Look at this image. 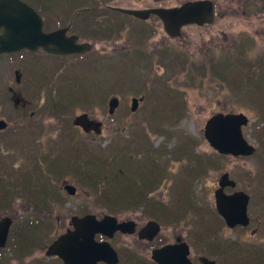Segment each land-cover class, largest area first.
Masks as SVG:
<instances>
[{"label":"trees","instance_id":"obj_1","mask_svg":"<svg viewBox=\"0 0 264 264\" xmlns=\"http://www.w3.org/2000/svg\"><path fill=\"white\" fill-rule=\"evenodd\" d=\"M25 1L42 15L45 29L68 26L69 31L76 33L80 39L112 40L123 35L124 31H128L127 19H134L128 14L113 9L111 3L114 0ZM138 22L143 25L141 20ZM133 29L138 31L136 26H132L131 30ZM143 39L142 36L139 37V41ZM241 46L245 45L240 43L234 52L229 53L232 54L229 58L224 57L228 61L222 60L221 55H219L221 58L211 55L201 63H192L175 50L168 56L166 64L173 71L172 79L175 84H178L175 75L178 77L180 70L186 65L192 77L189 81L185 79L183 83H200L207 71V75L211 74L223 79L233 91L253 102L259 114L254 126V135L260 139L263 146L260 166L264 173V50L254 56L243 55ZM34 53L22 50L0 54V57L8 56L11 63L17 64L24 54L30 57ZM89 53H85L84 56ZM82 55L51 54L53 60L46 70L42 72L35 69L28 70L31 74L30 79L24 77L22 69L13 66V76L6 84L5 100L7 101L1 103L3 100H0V107L5 106L6 110H3L9 122V126L0 131V135L3 134L0 138L4 140L5 134H9V131L16 132L15 136H18L12 137L9 134V141L17 142L20 136L23 137L21 145L14 147L15 153L9 152L13 151V147L4 153V149L0 146V211L13 206L19 196H25L27 202L24 205L27 213L15 215L16 219L8 241V249L18 260L30 252V246H39L47 241L50 212L53 210L52 201L62 199L58 188L62 179H69L93 193L95 200L108 204L113 211L117 208L110 203L120 204L141 200L143 195L147 194L144 187L153 185L160 173V166L154 163L156 154L160 152H152L153 143L151 139L148 140L147 133L139 135L137 128L133 131L132 137L123 139L119 136L102 147L90 139L77 141L75 136H84V134L73 126L70 118L75 114V104H90L97 98L105 102L109 92L105 93L103 88L106 86L108 89L116 84L120 86L127 75L132 74L141 57L145 56L146 64H149L148 55L143 51L138 52L137 56L133 57V61L132 58L121 56L118 58L114 54L98 55L88 61L86 59L82 61L79 59ZM17 57L19 58L15 61ZM58 59L70 62H54ZM150 60L152 62V59ZM28 61H24L23 68L34 64L32 57L30 60L28 58ZM224 68L228 70L225 75ZM117 78L119 81H116ZM168 80L158 82L166 92L172 89L177 94L178 88L170 85ZM28 90H31V94ZM36 92L40 97L46 96L43 104L36 101L34 95ZM177 105L171 102V107L177 109L173 112L175 119L183 113L178 111ZM31 110H35L33 115L30 114ZM155 112L150 115L154 117L159 113V111ZM49 116L56 121L62 120L63 128L58 131L60 135L58 140L47 146L45 141L41 140V133L43 134L46 129L43 120ZM133 123L138 124V127L145 125L142 122L133 121ZM167 134L170 133L167 131ZM4 145L7 146V142ZM163 146L165 149L163 152L171 153L173 157L184 159L186 156L192 159L194 156L198 163L196 167L198 169L192 166L194 165L192 162L189 166L184 165V168L189 170L184 172L181 170L179 175L183 191L177 190L175 193L181 196L178 201L183 203L181 209L185 210V205L192 203L191 196L196 194V191L190 193L193 180L207 169L203 167L210 161L209 157L195 154L193 148L196 145L186 135L181 136L180 142L173 148H166V143ZM215 155L217 157L214 159V167L217 168L218 157L222 155ZM17 158L21 159V164L18 166ZM193 168L195 171H191ZM126 208L128 209V206ZM34 263L46 264V261L42 259ZM6 264H11V257H8Z\"/></svg>","mask_w":264,"mask_h":264},{"label":"rangeland","instance_id":"obj_2","mask_svg":"<svg viewBox=\"0 0 264 264\" xmlns=\"http://www.w3.org/2000/svg\"><path fill=\"white\" fill-rule=\"evenodd\" d=\"M179 1L181 2V0H114L111 4L124 8H147L152 6H170L179 3ZM214 1L216 3V17L214 22L202 25H184L182 27V34L179 36L173 37L168 35L162 27L160 18L157 15L152 14L148 19L141 20L143 25L138 22L140 21L138 19H127V27H129V29L128 31L126 30V32L124 31L123 35L120 37H116L112 40H90L93 41L92 49L89 55L84 56L83 54L81 56L82 58H79L82 59V61L85 59L88 61L91 57H97L98 55L112 54L118 58L119 56L129 58L135 57L138 52L143 51L148 55L149 64H146L145 56L141 57V60H138L136 63L137 65L132 71V74L127 75L120 86L116 84L108 89L105 86L103 90L105 93L109 92L105 102L100 98H97L90 104H75V114L86 111L91 117L102 120L103 122L101 133L98 136H95L94 139H91V135L88 137L86 134H84V136L76 135L75 137L77 141H89V139L94 140L96 144L103 147L107 146L111 140H114V138L119 136L123 139L132 137L133 131L138 128L139 135H146L147 133V136H149L148 140L150 141L151 139L153 143L151 145L154 149L152 152H160L159 154H156L154 163L160 166L163 175L167 176V178H174L171 181V184L176 181L177 186L175 191H183V186L179 181L181 170L183 172L184 170L188 171L189 169L184 168V165L189 166L191 162L194 164L192 166L196 168L198 163L194 156H192V159H188L186 156L182 159L173 157L171 153L163 152L165 150L163 144L166 143V148H173L174 145L180 142L181 136L186 135L196 145V148H193L195 149V154L200 157L206 155L215 159L217 157L215 154L217 153L203 136L202 129L206 119L217 111L244 112L251 119L250 123L244 126V133L245 135H248L251 142L256 144V153L250 156H220L217 161L219 167H214L213 170L208 172V175L212 174V177L217 179L219 173L222 170L227 169L230 171L232 177L237 180L238 187L251 194V200L248 204L251 223L246 229L248 247H250L253 246L251 244L257 243L255 242V239L263 237L259 232L253 238L249 231L258 218H264L260 213L262 209H264V189L259 190L257 188L258 186H263L264 188V173L260 166L263 146L259 141L260 139L254 135V126L259 114L252 101H249L238 92L233 91L223 79L222 81L221 78L212 76L211 74L207 75V71L205 70V78L200 83H183L182 81L185 79L189 81L192 77L190 76V70H186L185 65L180 70L178 77L175 75L178 82V84H175L172 79L173 71H171L168 64H166L168 56L172 55L175 50L179 55L182 54V57L192 63H201L207 60L211 55L222 56V52H225V49H228L229 52H234L237 49V45L240 43L245 45L241 46L243 49V55L249 54V56H254L263 52L264 0ZM132 26H136L138 31L135 29L131 30ZM151 28L156 29V31H152ZM140 36L144 38L141 41H139ZM231 55L232 54H228L222 58L219 57L222 60L228 61V59L224 57L229 58ZM26 56L27 55L24 54L22 59H20V62L17 64L11 63L8 56L0 57V100H3L1 103L7 101L5 100V94L7 93L6 84L8 79L13 76V66H17L20 70L22 69L24 77L30 79L31 74L28 70L35 69L38 72H42L48 68L53 60L50 56L43 57L41 54L35 52L30 56L32 57L34 64L32 63L23 68L24 61L29 62L28 58L30 60V57ZM18 58L19 57H17L15 61H17ZM150 59H152V62ZM56 61H63V63L70 62L69 60L59 59L54 62ZM9 63H11V65ZM129 63L131 62L129 61ZM167 80L170 85L178 88L177 94L172 89H170L169 92H166L158 82H165ZM116 81H119V79L117 78ZM147 88L149 91H147ZM28 91L29 94H31V90ZM142 92H145V98L142 105L135 112H131L129 106L130 97L132 95H139ZM169 93L172 94L169 95ZM34 95L36 101H39L41 104L44 103L45 95L40 97L37 92ZM111 95H117L120 104L113 114H108L107 100ZM171 95H173V97ZM172 101L174 104H178V111L183 112L177 119L173 116L174 110L177 109L171 107ZM3 109H5V106L0 107V117L7 118ZM155 111H159V113L154 117L151 116L150 114H155ZM168 113L172 114L168 115ZM70 118L72 120L73 115ZM133 121L142 122L145 123V125L138 127V124L133 123ZM43 122L46 129L43 134L41 133V140L45 141L46 145L49 146L54 144L56 139L58 140L60 137L58 131L63 128V122L62 120L56 121L51 116L44 118ZM79 131L80 133H83L81 130ZM167 131L170 134H167ZM10 132L11 131H9L10 136L18 137L15 136L16 132ZM9 134H5L6 137L4 140L0 138V144L3 143L0 146L4 149V153L9 148L13 147V150L14 147L20 146L23 141V137L21 136L19 137L20 140L17 142L9 141ZM2 136L3 134L0 135V137ZM6 142L7 146L4 145ZM131 142L133 141L131 140ZM9 152L15 153L16 151L13 150ZM20 160L21 159L17 158V166L21 164ZM185 160L186 162L184 163ZM210 163H213V160H210L207 165H203V168L207 169H205L198 178L193 180L191 186L192 189L190 190V193L196 191V194L191 196L192 203L198 205L199 202H202L205 204L203 209L205 213H207L208 207L207 197L212 198V192H207L209 184L206 181L208 176L206 175V172L209 169ZM182 164L183 167L181 168ZM195 168L191 169V171H195ZM60 184L61 181L58 188L61 192V196H63L64 193L60 189ZM175 191H173L174 196H172V198L178 201L181 196L177 195ZM155 193L157 194V191ZM258 193H260V195H258ZM89 194V196H86L84 192L79 191L73 196H67L64 197V199L62 198L63 200H68L70 202L63 206V210L66 208L65 211H74V206L79 202H84L88 205L91 200H95L93 193L89 192ZM166 194L168 195L169 193L166 192ZM26 203L25 196H19L13 206L11 205L9 209L0 211V213L1 215H22L23 213H27L24 206ZM166 206L172 208V206H169L168 204H166ZM185 210H181V213ZM193 210L190 209V211ZM108 211L114 212L115 209L112 211L110 210V207H108ZM192 213L193 212H191V215ZM182 218H184V213ZM172 226V224H167L164 232H171ZM13 255V252L5 251L1 258L2 263L5 264L8 257H11V264H30L35 258H40L43 253L36 251L34 254H28L19 260Z\"/></svg>","mask_w":264,"mask_h":264},{"label":"water","instance_id":"obj_3","mask_svg":"<svg viewBox=\"0 0 264 264\" xmlns=\"http://www.w3.org/2000/svg\"><path fill=\"white\" fill-rule=\"evenodd\" d=\"M115 10L131 14L141 19H148L150 14L159 16L162 26L170 36L181 34L182 26L186 24L212 23L215 18V6L213 0H184L179 4L170 6H152L147 8H124L111 5ZM0 53L14 52L22 49L43 50L55 54H70L88 50L92 43L88 40L78 41L76 33H68L69 27L63 26L50 31L43 28V18L36 9L25 0H0ZM143 96H132L130 109L134 112ZM119 104L116 95L111 96L107 102V112L113 114ZM73 124L80 126L85 132L93 131L100 134L102 120L95 119L86 111L77 113L73 117ZM248 116L242 111L215 112L205 121L203 134L208 143L218 152L232 155H249L255 150V145L249 143L244 136L242 126L249 122ZM8 122L0 118V130L4 129ZM236 182L229 177L227 171L223 172L218 179V187L214 191L215 206L219 214L227 224L233 226L236 223L248 224L249 216L247 205L249 195L244 190H235L225 193L224 186H234ZM63 189L70 195L75 194L76 186L64 180ZM94 216H73L75 229L60 235L47 248L46 254H57L63 258L66 264H83L80 251L86 250V258L92 259V264L99 258L107 259L106 253H99V243L94 241V233L102 227H110L112 230L130 229V221L117 223L115 216L106 214L103 221H95L92 229L86 230L85 225L93 222ZM12 219L10 216L0 217V247L6 243L9 227ZM154 221L148 222L141 229V233L150 231V236L158 228ZM132 226V223H131ZM111 233V232H109ZM188 250L184 241L179 244L165 245L153 251V257L160 264H181L180 262L167 263L165 259L170 256L186 259ZM117 256L114 254V261ZM203 264H212L207 258L201 257ZM189 264V263H188Z\"/></svg>","mask_w":264,"mask_h":264},{"label":"flooded vegetation","instance_id":"obj_4","mask_svg":"<svg viewBox=\"0 0 264 264\" xmlns=\"http://www.w3.org/2000/svg\"><path fill=\"white\" fill-rule=\"evenodd\" d=\"M151 15L152 13L150 16ZM151 30L156 31L154 28H151ZM78 41L81 40L79 39ZM224 51L225 52H222V56H227L230 53L228 49ZM35 52L41 54L43 57L54 54L44 51L41 48H38ZM66 56L69 55L66 54ZM129 58H132L133 61V57ZM186 70H188L187 67ZM227 71L228 70L224 68V75ZM142 102L143 101L139 104V107L142 105ZM34 111L35 110H31L30 114L33 115ZM94 138L95 137L91 136V139ZM228 155L229 154H226V156ZM209 160H213V163L209 164L206 175H208L210 170L214 169V158L209 157ZM224 171H228L229 177L233 178L230 171L227 169L222 170L217 179L212 177V174L207 176L206 181L209 184L207 192H212V198L207 197V213L203 210L205 204L202 202H199L198 205L187 203L185 205L186 213L183 212L184 218H182L183 213H181L183 203L172 198V196H174L173 191L176 190V184H174L176 181L171 184L174 178H167V176L163 175L161 168L159 176L155 178V183L146 188L144 187L147 194H144L141 200L120 204L110 203L113 207L117 208L114 212L108 211L109 205L100 200H91L88 205L84 202H79L74 206L75 210L71 212H68V210L65 211L66 208L63 210V206L70 203L68 200H63L64 197L73 196V194L69 195L65 193L62 188L64 179H62L60 189L64 195L62 196L63 199L52 201L53 210L50 212L51 217L48 239L39 246H30L31 250L27 253V255H31L36 251H40L43 255L40 258H33L34 260L30 264H35L33 263L34 261L42 259H45L46 264H66L63 258L57 254L47 255L46 250L60 235L75 229L73 216L82 217L87 214H92L94 218L91 224L85 225L86 230H90L96 226L94 224L95 221H103L106 214L115 216L117 223H122L124 221H130L132 223V226L131 223L127 225L130 229L125 231L119 228L112 230L110 227H102V229L94 233V241L99 243L98 252L106 253L107 255V259L99 258L94 264H160L158 260L153 257V251L155 249L165 245H176L184 241L188 246L186 259H177L170 256L165 259L167 263L180 262L181 264H203L204 261L201 257H205L208 261H212V264H264V218H258L256 223L253 224L254 226L249 230L253 238L259 232L263 235L262 238L255 239V242L261 244L254 243L251 244L253 246L248 247L246 229L251 223L250 216L248 224L236 223L231 226L226 223L215 207L214 191L218 186V179ZM235 181L236 184L234 186H224V192L232 193L235 190L241 189L238 187L236 179ZM73 184L76 186L75 194L80 191L84 192L86 196L90 195L86 189L74 182ZM257 188L259 190L264 189L263 186H258ZM165 190L169 193L168 195ZM156 191L157 194L155 193ZM247 193L250 202L251 194L249 192ZM258 195H260V193H258ZM166 204L172 206V208L166 206ZM126 206H128V209ZM190 209L194 210L190 211ZM263 211L264 209L260 212L262 217H264ZM191 212H193L192 215ZM150 221H154L158 224L156 226L158 230L151 236L150 231L141 233V229ZM167 224L173 225L171 232H164ZM5 251H7V246H1L0 264H3L1 258ZM86 253L85 249L80 251L83 264H92V259L85 257ZM114 254L117 256L116 262L114 261ZM6 263L7 260L5 261V264Z\"/></svg>","mask_w":264,"mask_h":264}]
</instances>
